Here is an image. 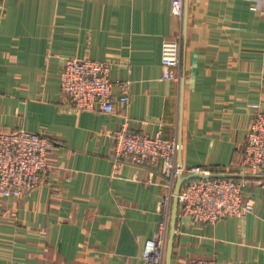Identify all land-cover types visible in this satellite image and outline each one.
Returning <instances> with one entry per match:
<instances>
[{
    "label": "crops",
    "instance_id": "0c3cea01",
    "mask_svg": "<svg viewBox=\"0 0 264 264\" xmlns=\"http://www.w3.org/2000/svg\"><path fill=\"white\" fill-rule=\"evenodd\" d=\"M172 1L0 0V132L42 133L54 143L37 189L0 197V264H144L143 246L162 218V166L124 159L114 169L113 134L122 127L180 135L186 171L238 176L253 114L264 110V9L183 0L176 83L161 70L162 43L180 29ZM65 59L111 64V114L69 107L60 95ZM247 177L242 197L252 211L214 224L178 219L172 264H264V174Z\"/></svg>",
    "mask_w": 264,
    "mask_h": 264
},
{
    "label": "built area",
    "instance_id": "2783aa9c",
    "mask_svg": "<svg viewBox=\"0 0 264 264\" xmlns=\"http://www.w3.org/2000/svg\"><path fill=\"white\" fill-rule=\"evenodd\" d=\"M252 10L263 12L264 7L254 0ZM171 12L179 19V32L162 43L161 70L163 80L176 83L181 79L183 49V0H173ZM111 64L107 61L93 62L81 59H65L60 69V95L71 109L97 111L111 114L115 109L112 96L114 83L110 80ZM120 103L128 101V82L118 84ZM113 168L127 159L137 166L149 167L160 164L165 193L159 201L161 221L154 238L142 249L144 264H164L173 189L179 174L201 172L186 171L178 167L177 139L166 140L157 135L150 138L141 133L122 129L113 134ZM54 143L42 133L23 130L0 132V197L20 199L30 195L42 183L49 170L47 163ZM214 174V173H212ZM264 174V110L255 111L247 132L238 169V180L203 178L186 183L178 195V219H188L194 224H214L226 218H243L253 205L242 197L248 175ZM178 264H216L214 260L198 259Z\"/></svg>",
    "mask_w": 264,
    "mask_h": 264
},
{
    "label": "water",
    "instance_id": "95a60500",
    "mask_svg": "<svg viewBox=\"0 0 264 264\" xmlns=\"http://www.w3.org/2000/svg\"><path fill=\"white\" fill-rule=\"evenodd\" d=\"M186 24H187V17L186 13L183 14V36L185 39V32H186ZM177 144H178V167H182V161H181V151H182V142L181 137L178 135L177 138ZM203 178H218V179H232V180H238L242 177L238 176H231L227 174H212V173H201V172H191V173H185V174H179L175 185L173 189V198H172V204H171V211H170V219H169V229H168V237L166 242V250H165V259L164 264H172V251H173V243L176 236V224L178 220V210H179V204H178V195L182 189V187L192 181L197 179H203ZM248 178L247 176L244 177V179Z\"/></svg>",
    "mask_w": 264,
    "mask_h": 264
}]
</instances>
